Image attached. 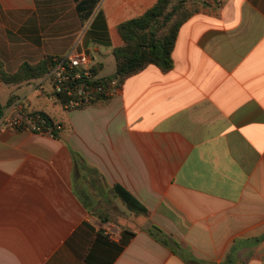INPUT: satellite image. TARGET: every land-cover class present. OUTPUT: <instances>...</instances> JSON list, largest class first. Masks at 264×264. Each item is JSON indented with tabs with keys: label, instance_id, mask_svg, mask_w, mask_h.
Instances as JSON below:
<instances>
[{
	"label": "crops",
	"instance_id": "0c3cea01",
	"mask_svg": "<svg viewBox=\"0 0 264 264\" xmlns=\"http://www.w3.org/2000/svg\"><path fill=\"white\" fill-rule=\"evenodd\" d=\"M156 1L0 0L4 71L75 50L109 77L117 26ZM179 2L194 11L168 72L148 65L57 118L34 106L29 95L45 96L30 82L6 84H26L12 98L62 127L57 138L0 131V264H188L153 227L195 264H264V0ZM112 206L122 218L102 221Z\"/></svg>",
	"mask_w": 264,
	"mask_h": 264
},
{
	"label": "trees",
	"instance_id": "16d2710c",
	"mask_svg": "<svg viewBox=\"0 0 264 264\" xmlns=\"http://www.w3.org/2000/svg\"><path fill=\"white\" fill-rule=\"evenodd\" d=\"M173 0H157L156 3L141 15L126 20L117 26V32L122 44L112 51L115 61V71L105 77V81L117 79L122 84L125 79L137 74L148 65L159 68L162 72H168L173 68L172 51L174 49L178 32L182 24L188 19L194 10L186 9L183 2L172 6ZM50 58H44L36 64L23 62L13 73L4 71L3 62L0 60V81L4 84H21L39 79L45 75ZM101 65L92 66L94 74H98ZM55 105L60 104L57 96H49ZM107 97L97 98L96 101H106ZM9 99L4 106L0 105V116L5 107L11 102ZM47 119L49 125H54V120L44 112H40ZM60 130L54 132V138L58 137ZM74 161H81L77 153H73ZM125 207L134 213L144 214L146 209L137 202L130 194L118 186L114 188ZM102 221H109L107 215L98 216ZM150 235L162 245L168 247L174 254L180 256L188 264H195L197 260L187 251H184L177 242L165 235L160 229L153 227L149 230ZM264 239V236L260 238Z\"/></svg>",
	"mask_w": 264,
	"mask_h": 264
},
{
	"label": "built area",
	"instance_id": "2783aa9c",
	"mask_svg": "<svg viewBox=\"0 0 264 264\" xmlns=\"http://www.w3.org/2000/svg\"><path fill=\"white\" fill-rule=\"evenodd\" d=\"M103 0H99L102 2ZM92 59L84 51L71 50L63 56H52L45 75L31 80L30 85L45 97L57 96L63 111H70L91 105L97 98L110 97L119 88L117 79L105 81V77L91 70ZM62 124L49 125L47 119L38 111L27 108L24 97H13L0 116V131L29 132L54 138V132ZM105 234L114 237L111 226Z\"/></svg>",
	"mask_w": 264,
	"mask_h": 264
},
{
	"label": "rangeland",
	"instance_id": "374dc122",
	"mask_svg": "<svg viewBox=\"0 0 264 264\" xmlns=\"http://www.w3.org/2000/svg\"><path fill=\"white\" fill-rule=\"evenodd\" d=\"M91 52L93 54H96L93 52V50ZM112 72H113V67L108 62H106L103 70H101L100 73L101 74H111ZM18 88H21V89L18 90ZM18 88H14L12 85H6L4 83L2 84L0 81V104L6 103L7 100L12 98V95L14 94L19 95L18 93H23L28 89V87L26 88V84L25 85L23 84ZM29 96L34 103V106H36L37 104V106H39L41 109L43 108L46 109L47 111H49L50 114L52 115L54 114L53 117L57 118V117L64 115L62 108L59 105H55L53 101L49 100L48 98L42 97L39 99H34L33 94ZM108 209L111 211L109 213H106V215L108 216L110 221H112L113 219L117 220L118 217L122 218L123 214L118 208L112 206V208H108Z\"/></svg>",
	"mask_w": 264,
	"mask_h": 264
}]
</instances>
